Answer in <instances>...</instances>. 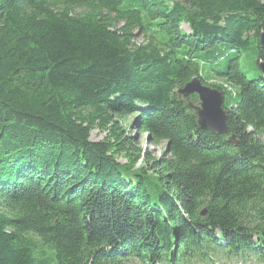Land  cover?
<instances>
[{"label": "trees", "instance_id": "trees-1", "mask_svg": "<svg viewBox=\"0 0 264 264\" xmlns=\"http://www.w3.org/2000/svg\"><path fill=\"white\" fill-rule=\"evenodd\" d=\"M261 34L264 0H0V264H264Z\"/></svg>", "mask_w": 264, "mask_h": 264}, {"label": "water", "instance_id": "water-1", "mask_svg": "<svg viewBox=\"0 0 264 264\" xmlns=\"http://www.w3.org/2000/svg\"><path fill=\"white\" fill-rule=\"evenodd\" d=\"M260 44L264 47V34H261ZM258 68L264 76V62H258ZM195 94L197 103L190 100ZM177 96L186 102L187 107L193 111L197 126L200 130H208L217 135L228 133L227 115L222 107L223 97L220 91L202 84L199 78L194 77L183 87L177 90ZM228 142L237 145L234 135L228 137Z\"/></svg>", "mask_w": 264, "mask_h": 264}, {"label": "rangeland", "instance_id": "rangeland-1", "mask_svg": "<svg viewBox=\"0 0 264 264\" xmlns=\"http://www.w3.org/2000/svg\"><path fill=\"white\" fill-rule=\"evenodd\" d=\"M183 30L188 31L187 25L183 24L182 25ZM136 41L142 42V38L141 36H137ZM128 120H130V116H127ZM129 131V129H128ZM130 135L132 137L135 138V140L137 141L138 147L142 148V149H146L147 151H149V153L154 156V157H159L161 155V153L165 150V143L164 142H159L157 144H152L150 143L147 138L146 135L142 134V133H138L135 130H131L130 131ZM104 137V134L102 132H99L98 130H93L91 132V136L90 139L92 141H98V140H102V138ZM118 161L120 163H125V160L123 157H120L118 159ZM138 165H136L135 167H137ZM235 261L230 262L229 264H234Z\"/></svg>", "mask_w": 264, "mask_h": 264}]
</instances>
